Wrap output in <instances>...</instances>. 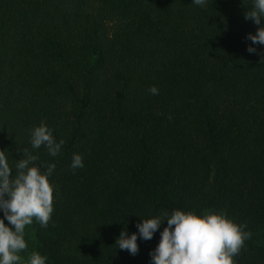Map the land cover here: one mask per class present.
<instances>
[{
	"label": "trees",
	"instance_id": "trees-1",
	"mask_svg": "<svg viewBox=\"0 0 264 264\" xmlns=\"http://www.w3.org/2000/svg\"><path fill=\"white\" fill-rule=\"evenodd\" d=\"M251 4L0 0V150L10 166L23 148L56 165L51 221L26 227L22 257L152 264L167 220L151 240L138 234L136 255L118 248L121 231L162 210L223 209L252 233L238 264H264V45L246 38L259 27ZM42 121L64 140L55 157L31 146Z\"/></svg>",
	"mask_w": 264,
	"mask_h": 264
},
{
	"label": "clouds",
	"instance_id": "clouds-1",
	"mask_svg": "<svg viewBox=\"0 0 264 264\" xmlns=\"http://www.w3.org/2000/svg\"><path fill=\"white\" fill-rule=\"evenodd\" d=\"M192 2L202 7L207 5V0ZM262 18L264 0H252L251 7L247 6L245 19L259 26L255 34L249 33L246 37L253 44L264 45ZM247 51L255 53L257 49L249 45ZM149 92L158 95L159 89L152 86ZM30 143L33 149L44 146L48 155L55 157L60 154L64 140L57 142L53 130L42 121L31 130ZM22 152V158L10 166L5 150H0V209L3 210V217H0V264H46L48 258L38 251H32L27 259L21 253L28 249L26 227L36 221L42 228H47L51 221L56 186L50 177L56 165L45 164L27 148ZM83 166L82 155L73 154L70 167L75 170ZM164 220H167V226L160 234L158 245L150 252L152 264H238L235 257L252 236L246 230V223L235 222L223 209H202L199 214L195 210L175 209L171 214L162 210L159 215L143 218L137 224L138 233L128 235L127 231H121L116 240L118 248L136 255L139 251L138 234L145 241L151 240Z\"/></svg>",
	"mask_w": 264,
	"mask_h": 264
},
{
	"label": "rangeland",
	"instance_id": "rangeland-1",
	"mask_svg": "<svg viewBox=\"0 0 264 264\" xmlns=\"http://www.w3.org/2000/svg\"><path fill=\"white\" fill-rule=\"evenodd\" d=\"M29 254H30V253H26L24 259H27Z\"/></svg>",
	"mask_w": 264,
	"mask_h": 264
}]
</instances>
